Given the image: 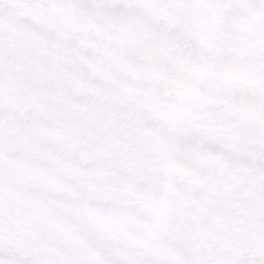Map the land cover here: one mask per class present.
Here are the masks:
<instances>
[{"label":"snow or ice","instance_id":"6c2138e0","mask_svg":"<svg viewBox=\"0 0 264 264\" xmlns=\"http://www.w3.org/2000/svg\"><path fill=\"white\" fill-rule=\"evenodd\" d=\"M0 264H264V0H0Z\"/></svg>","mask_w":264,"mask_h":264}]
</instances>
